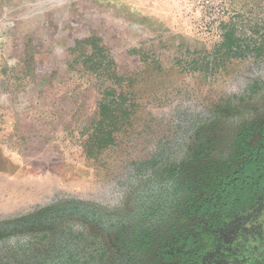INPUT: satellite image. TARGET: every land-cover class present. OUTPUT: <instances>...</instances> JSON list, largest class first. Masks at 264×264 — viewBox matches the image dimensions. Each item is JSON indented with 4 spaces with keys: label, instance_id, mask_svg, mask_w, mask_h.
<instances>
[{
    "label": "rangeland",
    "instance_id": "rangeland-1",
    "mask_svg": "<svg viewBox=\"0 0 264 264\" xmlns=\"http://www.w3.org/2000/svg\"><path fill=\"white\" fill-rule=\"evenodd\" d=\"M88 38L108 49L136 102L95 155L101 86L71 51ZM255 126L264 0H0V264H42L68 248L81 264H154L167 216L186 224L213 176L237 166V137L259 143ZM46 208L76 211L41 223ZM81 211L129 235L150 228L152 248H119ZM200 242L210 247L211 233Z\"/></svg>",
    "mask_w": 264,
    "mask_h": 264
},
{
    "label": "trees",
    "instance_id": "trees-1",
    "mask_svg": "<svg viewBox=\"0 0 264 264\" xmlns=\"http://www.w3.org/2000/svg\"><path fill=\"white\" fill-rule=\"evenodd\" d=\"M225 38V45L234 48L233 34ZM86 46L90 47V53ZM71 51L78 54L76 63L93 73L101 86L100 119L95 124V137L90 139L96 149L91 150V155H95L116 143L115 135L135 112L136 102L132 92L126 90L131 84L127 86L126 79L117 74L107 48L88 38L78 40ZM107 82L110 85L104 88ZM253 129L251 132L260 134L259 143L249 144L250 132L237 137V166L213 176L196 208V214L208 218L214 229L222 218L225 220L223 239L219 243L217 237L214 239V252L205 264H264V127ZM47 210L41 209L37 214H45ZM6 256L8 261L23 259L16 252H8Z\"/></svg>",
    "mask_w": 264,
    "mask_h": 264
},
{
    "label": "flooded vegetation",
    "instance_id": "flooded-vegetation-1",
    "mask_svg": "<svg viewBox=\"0 0 264 264\" xmlns=\"http://www.w3.org/2000/svg\"><path fill=\"white\" fill-rule=\"evenodd\" d=\"M196 208L197 206L191 208V212L188 216V220L186 224H181V225L175 224L176 220L175 219L171 220L170 217V215L172 214H169L167 216V222L169 226H172V228H170L171 232H169V235L166 237V245H164V248H159V249L157 248L158 250L155 253L156 256H155L154 264H177L175 259H178L180 257L184 258L185 255L187 254L189 255L190 252L192 251H194L195 253L196 250H197V255L193 256V258L186 261L184 264H205L209 255H211L214 252L215 249L214 239L217 237L218 243L220 239L221 240L223 239L221 234H223L225 229V220H223L222 218L217 229L213 230L212 229L213 226L208 218L201 217L196 214ZM69 211H76V209L74 208L73 209L66 208V209H58V210L48 209L47 213L45 214L43 213L40 215L39 214L35 215L36 217L38 216L44 217L43 219L36 218L37 219L36 222L37 224L40 225L43 222L48 223V220L46 219H50L49 221L59 219L60 221L63 214H66V212ZM81 214H83L82 216L84 218L89 217V221H92L93 223H95V225L97 221L101 220V219H97L96 214H93L92 212L86 213V211H81ZM182 214H186V211L181 210V213L178 218H180V216L183 217ZM53 217L56 218L53 219ZM40 219H41V223L39 222ZM96 226L99 227V229H102V231L107 232L110 238H113V240L115 241L114 243H116V245L119 248L120 247L124 248L126 245V241H129L130 243H128V245L131 246L132 249H134L137 253H144V252H149V249L152 248L154 243L153 242L154 237H152L153 232L150 228H138L136 233H133V235H129L128 234L129 232L127 233L126 230L122 231V228L115 224H113L112 226H108L107 224L99 221V223H97ZM209 232L212 235V242L210 244V247H207L205 249L199 248L201 244L200 241L203 239V237L207 236ZM115 236L117 238H115ZM64 246L67 247L68 245L65 244ZM223 247H224V242H222V247H220L219 249L222 250ZM126 249H128V247ZM41 259L42 258L40 257L37 260H41ZM202 259L204 260L202 261ZM41 263L42 264H81L77 256L74 254V252L69 250V248L67 249V252L65 253L64 256L60 255L56 258V260L53 261L51 260L46 261L43 259ZM145 264H152V263H145Z\"/></svg>",
    "mask_w": 264,
    "mask_h": 264
}]
</instances>
